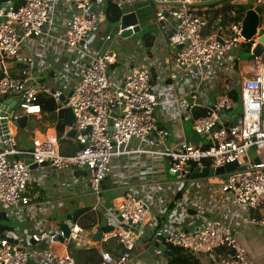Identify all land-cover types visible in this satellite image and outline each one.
Returning <instances> with one entry per match:
<instances>
[{
	"label": "built area",
	"instance_id": "2783aa9c",
	"mask_svg": "<svg viewBox=\"0 0 264 264\" xmlns=\"http://www.w3.org/2000/svg\"><path fill=\"white\" fill-rule=\"evenodd\" d=\"M95 1L0 0V97L20 98L16 104L18 112L5 117V129L0 126V214L11 222L17 221L16 217L23 220L35 214L38 204L37 183L29 165L25 160H12L15 155H24L36 166L48 164L57 170L84 171L96 204L100 203L102 184L117 160L126 167L132 156L153 161L160 158L166 172H149L152 183L146 197L122 195L112 213L116 221L113 230L103 234L102 241L116 240L122 253L115 257L101 251L98 264H126L135 248V238L151 215V206L165 199L174 205L167 212V223L152 234L153 238L162 239L165 248H179L190 256L205 255L212 264H253L230 225L204 219L196 229L184 228L189 215L180 198L189 194L194 183L201 185L204 179H191L186 168L216 170L236 163L234 171L220 175L219 190L238 207L252 211L254 220L264 226V161L250 156L253 151L264 150V56L253 58L254 75L239 83L234 81L230 88L216 93L218 82L228 77L227 71L234 64L233 58L226 60V56L245 44H250L252 50L256 37L245 40L240 22L228 23L224 30L219 28L222 32L205 36L203 31L211 18L197 14L191 7L198 0H153L157 6L155 21L168 28L167 44L175 50L173 64L181 75L190 76L186 81L189 109L204 111L194 116V133L206 137L208 143L183 144L175 151L143 148L152 135L156 134L160 143L168 135L156 127L155 109L159 102L151 74L145 68H126L120 77H114L115 57L92 47L101 20L92 9ZM246 1L255 6L263 4V0ZM121 32L118 25L114 36L120 37ZM111 39L108 34L104 41ZM51 42L61 45L65 55L60 70L53 69L56 58L45 53ZM34 45L41 50L39 77L31 72L35 62L27 53ZM17 64L21 65L17 70L19 77L13 78L12 68ZM176 77L174 72L169 74L171 80ZM234 90L239 93L235 123L228 117L234 107ZM38 92L50 97L60 109H71L74 124L64 129L63 138L68 131L75 130L81 149L74 155L60 153L55 135L34 140L29 151L16 149V120L22 116L39 117L42 113L37 103ZM212 92L216 94L211 96ZM192 112L188 111L186 116L192 119ZM132 142L137 146L132 147ZM167 174L174 180L160 185L159 179ZM208 187L213 188L211 184ZM12 231H0V264H33L29 253L15 244ZM78 232L77 227H72L68 239L59 243L57 237L62 232L49 227L31 233L29 239L48 245L40 253L41 264H76L66 247L68 242L77 240Z\"/></svg>",
	"mask_w": 264,
	"mask_h": 264
},
{
	"label": "crops",
	"instance_id": "0c3cea01",
	"mask_svg": "<svg viewBox=\"0 0 264 264\" xmlns=\"http://www.w3.org/2000/svg\"><path fill=\"white\" fill-rule=\"evenodd\" d=\"M251 1L246 0H198L192 4V8L197 14L207 11L208 6L213 4L216 8L233 6L235 9L240 7L243 14L250 10L249 6ZM263 13L258 26V32L264 33V0L262 4ZM92 9L100 15V24L98 33L92 38V47L97 51H108L116 59V63L112 66L115 70V78L120 77L126 68H145L151 74V79L154 86L155 96L159 102L158 107L155 109L157 117V130H165L168 132L167 137L161 143L158 141L156 134L147 139L143 148H153L157 151L167 150L175 151L183 144H191V135L194 133V116L199 110H190V93L186 85V81L190 76H183L181 72L175 68L173 64L174 49L167 44L168 28L164 24L155 21V12L157 10L156 4L153 0H115L112 3H107L105 0H96L92 5ZM234 10L233 12H235ZM134 12L138 19V24H142L143 28L139 31L141 38L134 45L132 53H123L120 57L112 52L113 44L116 39L120 37L114 36L112 29L108 24V18L117 20L119 25L120 17L126 13ZM231 13V12H230ZM236 14V13H235ZM204 15V14H201ZM234 15V13H232ZM227 18V17H226ZM170 20V18H168ZM103 22H106L105 24ZM103 23V24H102ZM225 25L218 26L217 28L207 27L203 34L205 36L213 35L222 32L226 27ZM117 25V26H118ZM219 28L223 29L220 30ZM112 35L111 41H104L105 36ZM137 33H133L132 36ZM148 34L154 38L153 46L146 49L143 43V35ZM122 38V37H121ZM124 39V38H122ZM50 48L46 50L50 57L54 59V70H60L64 65L65 55L62 53V46L53 44L51 42ZM240 51L245 52L240 48L236 53H231L233 58V65L227 71L228 77L221 79L216 87V93L230 88L234 81L238 83L243 78L255 74V64L253 59H249L251 53H246L242 59ZM40 46L34 45L29 51L28 55L33 58L35 62L31 72L33 75L38 73ZM149 52V53H148ZM242 59V60H241ZM21 65L17 64L12 68V77H19L18 71ZM18 70V71H17ZM177 74L174 80L169 78L170 73ZM50 76L47 74L45 80ZM44 79H38L42 82ZM212 92L213 94H216ZM11 98L10 96L0 97V102ZM188 111L192 112V119L188 118L186 114ZM230 113V112H229ZM239 113V112H238ZM237 113V114H238ZM228 114L232 120L233 116ZM29 122L32 127L27 128ZM192 123L191 131L186 130L187 124ZM68 127V126H66ZM30 137L27 139L29 143L25 146H20L18 143V136L21 130L28 131ZM55 135L54 123L49 116L41 113L39 117L28 116L27 122L23 128L17 127L16 132V149L20 152L31 150L34 140L43 139L47 136ZM70 141L64 145L69 144L77 145L76 137L74 139L65 137ZM207 138H201L195 142L194 145L206 146ZM132 147L137 146L136 142L131 143ZM74 147V146H73ZM60 148V146H59ZM250 156H257L253 152ZM256 158V157H255ZM12 160H26L24 155H15L11 157ZM125 163V162H124ZM128 166H120V160L113 165L112 170L108 177L102 184V194L100 203L96 204V200L92 195L88 185L87 176L84 171L76 168L67 170H57L48 164L36 166L31 170V174L37 183L38 204L36 205L35 214L29 215L21 220L18 217L17 221L11 222L8 219V228H12V236L15 244L22 250L29 253L33 264H41L39 257L42 249L48 245L46 243H34L29 239L31 233H39L49 227L52 229L60 230V225H68L70 228L77 227L79 229L78 238L73 242V250H82L95 248L99 249L102 244L103 234L100 227H112L116 221L112 216L115 206L118 204L120 197L124 194H133L135 196L144 198L151 190V175L150 171H165L166 165L160 158L154 161L151 158H141L139 156H132ZM209 179H213L210 180ZM220 176H213L201 179V185L194 183L188 195L181 197L183 203V210L186 209L187 220L184 222V228H198L202 225L204 219L216 220L223 224L230 225L238 237L241 239V244L246 249L253 264H264V226L255 221V215L252 211L245 210L234 204L228 195L223 194L219 190L221 183ZM166 180L173 181L174 178L169 174L165 178L159 179V184L163 186ZM205 184V185H204ZM213 188H209V185ZM159 187V185H158ZM209 188V189H208ZM177 196V194L175 195ZM174 203L165 199L160 203H154L151 207V215L147 223L140 229V233L135 238V248L126 264H155L162 260L166 249L164 245L156 241L152 234L161 226L167 223V212L172 209ZM88 209V212L78 217L77 222H72L73 216L77 212ZM162 211L164 212L162 214ZM88 215L91 223L83 221ZM153 222L155 223L153 227ZM89 225L87 229H82V225ZM91 226V227H90ZM96 232H101L102 237L99 241L93 240V235ZM62 243V242H59ZM69 243V242H68ZM68 243L66 250L68 248ZM154 243V244H152ZM58 250L60 246H55ZM72 251L68 252L71 253ZM202 264H212L205 255L198 254L194 256ZM44 264H48L45 262Z\"/></svg>",
	"mask_w": 264,
	"mask_h": 264
},
{
	"label": "trees",
	"instance_id": "16d2710c",
	"mask_svg": "<svg viewBox=\"0 0 264 264\" xmlns=\"http://www.w3.org/2000/svg\"><path fill=\"white\" fill-rule=\"evenodd\" d=\"M208 8L209 9L207 11L201 14H204L211 18L208 24L209 28H217L218 26L225 25L227 22L228 23L237 22L236 16L243 15V13L239 11L241 10L240 7H237L236 9L233 6L216 8L213 4H211L208 6ZM234 10L236 11L233 12ZM230 12L234 13V15H231V17L226 18L227 14ZM108 21L113 23L116 22L117 20L108 18ZM142 40L144 46L149 51V49L153 46L154 38L148 34H144ZM241 48H243L246 53L248 54L251 53L250 44H245ZM253 58L254 57L252 55L249 57V59H253ZM231 99L234 102V104L239 102V93L237 90L231 92ZM37 103L40 104L42 113L49 116V119H51L52 122L54 123L55 134L59 139L60 153L64 156L74 155L79 149H81V146H79V144L77 143V145L69 144L64 147V145L67 144L68 141H70L68 139L63 138L64 129L66 128V110L60 109L50 97H48L42 92L37 93ZM203 113L204 111H199L195 115V117H198ZM257 157L261 161H263L260 158V156L257 155ZM87 212L88 209H84L81 212L75 213L72 222L76 223L78 217ZM84 216L86 218L82 220V222L88 221L91 223V219H89L88 215H84ZM8 226H9L8 220L2 214H0V231L7 229ZM81 227L82 229L85 230L89 227V225L83 224ZM100 230L102 233L106 234L112 231L113 228L100 227ZM165 249L166 252L164 253L162 258L165 264H202L197 258H195L194 256H190L187 252H185L182 249L173 248V247H166ZM101 251H106L115 257L119 256L122 253V249L118 245L116 240L108 239L102 242L99 249L89 248L82 250H74L70 253V255L76 264H98L101 260L100 258Z\"/></svg>",
	"mask_w": 264,
	"mask_h": 264
},
{
	"label": "water",
	"instance_id": "95a60500",
	"mask_svg": "<svg viewBox=\"0 0 264 264\" xmlns=\"http://www.w3.org/2000/svg\"><path fill=\"white\" fill-rule=\"evenodd\" d=\"M105 1L107 3H112L115 0H105ZM249 6L251 7V9L246 11L243 15H237L236 20L237 22L241 23V26H242L241 35L245 40L249 41L253 37H256V45L251 50V55L254 58H256V57L264 56V33L258 32V26L260 24V19L263 13V9L261 6H255L253 2H251ZM119 26H120V29L122 30L121 37L124 39L131 37L133 33H138L143 28L142 24L141 25L138 24V19L134 12H130V13H126L122 15L120 17ZM129 27H133V29H130ZM19 99H20L19 97H14V98H8L7 100L0 102V126L2 128L5 129L6 127L7 121L5 120V117L7 116L11 117L13 114L17 112L16 110H18V106L16 104L19 101ZM62 99L64 100L65 98H62ZM238 108H239V104L235 103L231 111H233L234 109H238ZM236 119H237V116L236 115L233 116L232 122L235 123ZM26 122H27V117L22 116L18 120H16V125L19 128H23ZM73 124H74L73 113L71 109L67 108L66 109V126H68L69 128H72ZM66 137L74 139L76 137L75 130L71 129L70 131H68L66 133ZM200 138H201L200 135L193 133L190 138L192 145H194L195 142L198 141ZM255 162L258 163L259 160L256 159ZM25 164L29 165L30 170L36 167V165L32 164V161L29 159L25 160ZM236 167H237L236 163L227 164L224 167L218 168L216 170L202 169L201 171H199L197 169L195 171H192V168L188 167L186 168V172L191 174L190 175L191 179H200V178H208V177H213V176H220L225 173L234 171ZM59 227L62 232V236H58L57 240L59 242H64L65 239H68L71 233V228L68 227V225H64V224L60 225ZM101 237H102L101 232H96L93 235V240L99 241ZM155 240L156 241L158 240L159 242L162 241L160 237L155 238ZM72 250H73V243L69 242L67 251L70 252Z\"/></svg>",
	"mask_w": 264,
	"mask_h": 264
},
{
	"label": "rangeland",
	"instance_id": "374dc122",
	"mask_svg": "<svg viewBox=\"0 0 264 264\" xmlns=\"http://www.w3.org/2000/svg\"><path fill=\"white\" fill-rule=\"evenodd\" d=\"M103 23L105 24L106 22H103ZM106 25L111 27V29H112V32L111 33H115V31H117V28H118L117 25L118 24L116 22H113V23L112 22H108V24H106ZM141 33L138 32L137 34H134L133 36H131L129 38H126V39H122L121 37L118 38V39H116V41H115V43L113 44V47H112V52L114 54H116L117 57H120L123 53H132L134 51L133 50L134 45L141 38ZM233 53H236V52L234 51ZM245 55H246L245 52L240 51V55L239 56L242 59L245 57ZM16 111L18 112V110H16ZM238 112H239V108L238 109H234L229 114L232 116L233 114H237ZM191 126L193 127L192 123L187 124L186 130L188 132L191 131ZM30 127H32V124L29 122L27 128H30ZM29 137H30V135H29V129H28V131L21 130L19 132V136H18V143H19V145L20 146L27 145L29 143V140L27 141V139ZM253 153L254 154H257L258 156H260V158L264 161V150L263 151H260V152L253 151ZM210 180H213V179H209V181ZM131 195H133V194H131ZM240 241H241V239H240Z\"/></svg>",
	"mask_w": 264,
	"mask_h": 264
}]
</instances>
